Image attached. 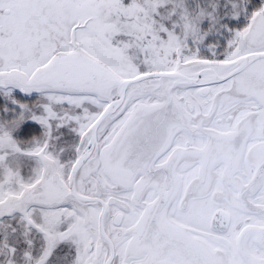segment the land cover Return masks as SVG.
<instances>
[{
    "label": "snow or ice",
    "instance_id": "1",
    "mask_svg": "<svg viewBox=\"0 0 264 264\" xmlns=\"http://www.w3.org/2000/svg\"><path fill=\"white\" fill-rule=\"evenodd\" d=\"M0 264H264V0H0Z\"/></svg>",
    "mask_w": 264,
    "mask_h": 264
}]
</instances>
